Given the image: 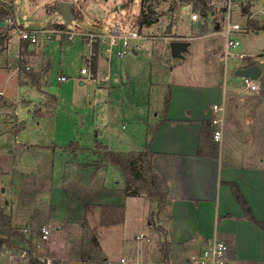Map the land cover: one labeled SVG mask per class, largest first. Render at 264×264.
Here are the masks:
<instances>
[{"label": "rangeland", "instance_id": "rangeland-1", "mask_svg": "<svg viewBox=\"0 0 264 264\" xmlns=\"http://www.w3.org/2000/svg\"><path fill=\"white\" fill-rule=\"evenodd\" d=\"M61 1L74 3L79 18L61 28L60 40L52 35L50 41L46 30L59 29L55 25L64 19L47 7ZM174 1L157 3L159 23L140 29L135 19L142 0H14L15 14L3 22L11 41L0 53V208L11 214L24 237L2 247L0 264H47L42 261L47 259L50 264H94L78 262L85 224L95 232L107 264L121 258L128 264L184 263L185 253L178 248L163 260L162 248L170 245L149 223L167 226L157 222L151 208L127 199L121 171L102 161L99 147L124 154L142 151L150 129L184 108L187 114L207 108L213 88L240 91L244 82L233 71L236 62L262 69L255 82L264 99V0L248 13L242 10L247 0H209L208 19L214 17L215 26L224 27L230 10L231 23L247 30L238 52L248 56L229 62L227 71L220 58L224 35H213L211 22L202 32L204 27ZM250 18L258 30L249 28ZM117 24L127 31L140 29L144 39L129 47L121 39L111 45ZM23 31H35L40 45L27 50ZM68 33H73L71 42ZM103 35L108 38L102 44ZM177 39L187 43L179 57L172 50ZM60 76L67 80L59 82ZM257 108L264 115V101ZM98 204L128 206L124 223L103 226ZM43 229L49 231L46 240Z\"/></svg>", "mask_w": 264, "mask_h": 264}, {"label": "crops", "instance_id": "crops-1", "mask_svg": "<svg viewBox=\"0 0 264 264\" xmlns=\"http://www.w3.org/2000/svg\"><path fill=\"white\" fill-rule=\"evenodd\" d=\"M208 18L200 15L198 22H192L200 23L202 32L211 22L213 35H224L226 25L220 29L211 21L214 17ZM212 90L207 108L200 106L189 114L184 108L162 120L152 143L154 165L168 185V202L159 218L168 229L169 253L171 248L183 250L186 264L205 243L217 238L229 247L228 264H264V229L246 218L230 186L239 187L253 217L264 222V115L257 110L263 93L247 90L244 83L240 91ZM215 104L224 105L225 118L220 152L212 158L203 147L205 134H211ZM132 200L145 209H155L148 198Z\"/></svg>", "mask_w": 264, "mask_h": 264}, {"label": "trees", "instance_id": "trees-1", "mask_svg": "<svg viewBox=\"0 0 264 264\" xmlns=\"http://www.w3.org/2000/svg\"><path fill=\"white\" fill-rule=\"evenodd\" d=\"M32 2H37L39 0H31ZM166 1V0H142L141 2V11L140 14L136 17L135 26L137 28H148L155 24H158L161 18V13L157 11V3ZM262 0H247L246 3H243L242 10L245 13H248L255 3ZM132 1L125 3V6H129ZM174 2L179 3L182 7L191 4L194 11L198 12L201 16H207L211 12V7L209 6V0H175ZM14 0H0V53L6 48V45L11 41V30L7 27L1 26L2 22L9 20L14 16ZM57 4H54L50 7H47V10L50 12V9L57 10ZM174 7L170 10L174 11ZM73 14L75 18H79L78 14L75 11V4L73 8ZM249 28L258 30L259 25L253 21L252 18L248 20ZM55 27L61 29L66 28L64 24L55 25ZM139 29V30H140ZM27 42V41H26ZM28 43V42H27ZM100 43L93 45V53L98 50ZM30 47L28 43L26 48ZM22 50L25 51V46H22ZM93 67H95V61L93 62ZM211 125V123H210ZM149 141L146 144V147L142 151L130 152V153H119L109 150L106 146H100L102 154V161L108 164L113 165L118 168L124 177L125 180V195L127 197H147L155 204V212L157 222H162L158 215L163 211L168 202V185L166 179L161 175L154 165L153 158L155 153L152 150V143L155 139L156 129L149 130ZM213 127L211 126L210 131L205 134L204 139V148H206L207 155L212 158H217L219 155V146L218 143L213 141ZM202 151V150H201ZM233 194L236 197L239 204L242 206L246 218L251 220L253 223L259 225L264 229V222L257 221L246 203L243 194L241 193L239 187L231 183L230 184ZM100 223L103 226H115L124 223L126 216V207L123 205H100ZM152 227L159 231L164 237L167 245L170 243L167 240L168 229L163 227V225H154L151 221ZM85 236L81 249L80 261L82 263L91 262L95 264H107L106 259L102 255L99 241L96 237L95 232L88 230L87 224L84 226ZM24 232L20 231L12 224V216L9 214L6 209L0 208V250L2 247L9 243L13 237L21 236L24 237ZM164 241V242H165ZM164 254L163 260L166 259L169 248H162ZM30 264H45L41 263L38 260H32Z\"/></svg>", "mask_w": 264, "mask_h": 264}, {"label": "built area", "instance_id": "built-area-1", "mask_svg": "<svg viewBox=\"0 0 264 264\" xmlns=\"http://www.w3.org/2000/svg\"><path fill=\"white\" fill-rule=\"evenodd\" d=\"M188 8L185 10V14H189L190 20L193 22H198L200 19V15L198 12H195L192 5L188 4L183 7ZM226 18V26L225 30H223L225 41H224V48L220 54V58L223 61V65L225 67V71L228 67V63L232 62L234 60H242L248 55L244 53H239L238 48H240L241 42L240 38L241 36L244 37V34L247 32V30L243 27H241L239 24L231 23V14L230 10L225 15ZM47 38L48 40H52V35H57L58 39L60 40L63 31L61 29H48L46 30ZM73 33H68V40L71 42L73 39ZM234 35H237L238 37H234ZM20 38L24 41H27L31 46L40 45L38 42L37 33L30 32V31H23L20 33ZM108 37L103 35V40H101L102 44L106 42ZM111 45H114L117 43V39H121L123 41V47H129L131 45V41L141 40L144 39L141 32L139 30L134 29L131 31H127L124 28L120 27L119 24L114 27L112 31V35L110 36ZM138 46V45H137ZM126 51H120L119 56L123 57L125 55ZM216 56V55H214ZM264 57V52L262 54ZM243 68L239 62H236V69ZM83 73H85V70H82ZM93 78H91L92 80ZM245 88L251 92H256L259 90L255 80H252L250 78H242ZM67 78L65 76H60L58 78L59 82H65ZM2 95V93H0ZM212 113L213 117L211 119V126L213 127V141L216 143H220L223 139V124H224V118H225V107L223 104H215L212 107ZM42 238L46 240L49 235L48 230H42ZM228 252L229 247L227 244L219 241L217 238L210 240L209 242L205 243L203 247L200 249L199 253L192 255L186 262V264H228ZM26 252H23L22 255L25 258ZM26 259V258H25ZM43 262H46L47 264H50V259L42 260ZM118 264H128L127 261L122 258L120 259V262Z\"/></svg>", "mask_w": 264, "mask_h": 264}, {"label": "water", "instance_id": "water-1", "mask_svg": "<svg viewBox=\"0 0 264 264\" xmlns=\"http://www.w3.org/2000/svg\"><path fill=\"white\" fill-rule=\"evenodd\" d=\"M57 11L62 15L64 19V25L69 26L73 20H75V16L73 14L74 3L69 1H61L57 5ZM117 10V8H116ZM5 23H1V26H4ZM169 33V30L167 31ZM186 41H174L172 43V50L175 56H181L182 51L186 48ZM33 48V45L30 46V49ZM135 53V52H134ZM136 54V53H135ZM262 74V69L251 63L243 68L237 69L235 71V75L242 78H250L252 80H257Z\"/></svg>", "mask_w": 264, "mask_h": 264}]
</instances>
